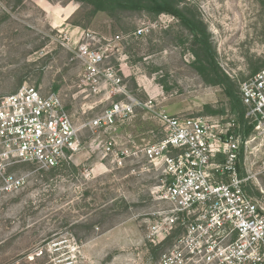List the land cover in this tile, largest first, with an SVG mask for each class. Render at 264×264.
<instances>
[{
  "label": "rangeland",
  "instance_id": "obj_1",
  "mask_svg": "<svg viewBox=\"0 0 264 264\" xmlns=\"http://www.w3.org/2000/svg\"><path fill=\"white\" fill-rule=\"evenodd\" d=\"M178 2L207 26L216 62L238 90L264 64V0ZM89 13L87 5L71 0H0V99L28 84L58 93L77 125L95 119L120 98L90 94L81 83L84 67L76 47L90 32L101 39L98 48L106 46L104 38L113 40L105 67L122 69L126 91L152 101L153 108L84 132L83 150L66 167L32 174L18 192H0V264H157L165 247L150 245L144 218L154 204L152 191L162 185L161 171L140 165L134 171L132 163L118 170L104 155L105 143L114 138L120 147L136 149L133 142H158L163 125L154 110L223 123L234 118L241 125L224 89L207 84L194 68L197 47L180 19L147 11ZM139 29L147 32L134 36ZM117 35L123 38L115 41ZM243 127L251 141L245 156L255 172L264 160V132L259 135L248 122ZM252 182L249 195L264 205V178L262 190Z\"/></svg>",
  "mask_w": 264,
  "mask_h": 264
},
{
  "label": "built area",
  "instance_id": "obj_2",
  "mask_svg": "<svg viewBox=\"0 0 264 264\" xmlns=\"http://www.w3.org/2000/svg\"><path fill=\"white\" fill-rule=\"evenodd\" d=\"M145 32L139 29L134 36ZM104 40L106 46L98 48L101 39L87 32L76 47L86 90L120 98L95 119L77 125L58 93L44 94L28 84L0 99L1 193L20 191L36 172L66 167L83 150L84 132L114 127L138 108H153L152 101L141 102L126 91L122 69L105 67L113 40ZM239 95L246 124L262 134L264 69L239 84ZM153 112L163 125L158 142L143 147L133 142V149L113 138L103 151L118 170L132 163L134 171L139 165L161 171L162 185L152 191L154 204L144 218L150 245L165 247L157 264H264V205L247 190L251 181L262 190L264 160L253 172L245 156L251 142L245 124ZM21 167L31 169L17 173Z\"/></svg>",
  "mask_w": 264,
  "mask_h": 264
},
{
  "label": "trees",
  "instance_id": "obj_3",
  "mask_svg": "<svg viewBox=\"0 0 264 264\" xmlns=\"http://www.w3.org/2000/svg\"><path fill=\"white\" fill-rule=\"evenodd\" d=\"M22 0H19L21 2ZM87 5L90 8L89 17H94L100 12L109 15L122 11H147L154 15L168 14L181 20L182 25L190 31L194 38L193 50L196 56L194 68L202 76L204 81L212 86H221L231 103V111L236 114L240 122L245 124L244 108L240 101L236 84L218 66L215 59V52L208 42L207 26L192 11L187 13L178 7V0H71ZM264 10V3H263ZM76 26H81L75 24ZM264 69V64L252 69L255 75ZM208 112L221 115L224 110H213L207 107ZM250 132L248 127L247 133ZM56 170H52L54 172Z\"/></svg>",
  "mask_w": 264,
  "mask_h": 264
}]
</instances>
